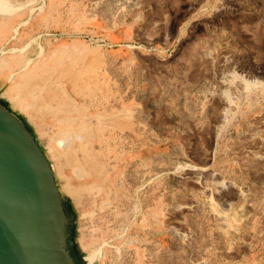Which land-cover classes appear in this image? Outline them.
Returning a JSON list of instances; mask_svg holds the SVG:
<instances>
[{
  "label": "rangeland",
  "instance_id": "rangeland-1",
  "mask_svg": "<svg viewBox=\"0 0 264 264\" xmlns=\"http://www.w3.org/2000/svg\"><path fill=\"white\" fill-rule=\"evenodd\" d=\"M4 2L21 40L0 55L23 44L30 63L48 62L39 106L33 99L20 113L57 187L83 186L65 201L72 255L83 264H264V0ZM70 61L100 89L72 96L48 73ZM220 90L232 98L227 114ZM3 96L0 87V104L16 112ZM66 99L90 160L80 179L50 139L61 135L52 115ZM193 168L207 176L195 179ZM209 177L222 190L203 191ZM208 200L245 211L235 237Z\"/></svg>",
  "mask_w": 264,
  "mask_h": 264
},
{
  "label": "water",
  "instance_id": "water-1",
  "mask_svg": "<svg viewBox=\"0 0 264 264\" xmlns=\"http://www.w3.org/2000/svg\"><path fill=\"white\" fill-rule=\"evenodd\" d=\"M5 108L0 104V264H79L69 247L72 215L50 164Z\"/></svg>",
  "mask_w": 264,
  "mask_h": 264
},
{
  "label": "bare ground",
  "instance_id": "bare-ground-1",
  "mask_svg": "<svg viewBox=\"0 0 264 264\" xmlns=\"http://www.w3.org/2000/svg\"><path fill=\"white\" fill-rule=\"evenodd\" d=\"M4 1L5 0H0V51L3 50L4 45H6L7 42H9L11 40L15 41L16 39H18V38H15V35H14L15 39L14 38L12 39L13 36L11 35V33H12L11 31L13 29L12 25L16 19L17 14L15 12L11 11V9L6 8ZM9 35H10V37H9ZM20 40L21 39H18L19 42H20ZM39 48H41V47H39ZM25 51H26L25 47H23V44H22V46H20V49H18V51L11 53V54H8V55H0V87L3 90V94L6 97V100L9 101L12 108L16 112H14L11 108H9V106L6 107L5 109H7L13 116L17 117L25 125V127L32 134V136H34L32 131H30L29 128L27 127V124H26L27 123V120H26L27 116L23 117L20 112L22 111L21 110L22 107L32 106L33 105V99H34V101H36V104L39 106V98H38L39 92L40 91L43 92L44 90H46V87L44 86V84H42L40 86L41 88L39 87V68L43 67L44 63L47 64L48 62H47L46 58L42 59L40 61H39V59L35 58V60L33 62L31 61V63H30V59H26V57H27L26 53L27 52L25 53ZM68 51H69V49H68ZM37 53H38V51H37ZM69 55L71 58H73V54H69ZM22 58H25V59L23 61L19 62ZM71 61L69 62L71 65L68 64V65H65L63 67L62 66L59 67L58 65L52 66L48 73L51 76L56 75V76L61 77V79H64L65 85L71 87L70 90L72 91V96L77 94V96L80 95V97H82V94H81L82 89H85V90L91 89L90 90L91 92L100 89V87H98L97 85H93L90 82H86L81 77L76 76L72 72L71 67L73 66V63ZM45 73H47V71H45ZM89 85L91 87H89ZM44 95H45V93H42L43 98H44ZM216 95L219 97V99L222 100V102L224 104V108H223L224 111H221V114H223V113L227 114L225 111H227L228 107L226 108V106L229 105L230 100L232 98H230V96H228V94H226V92L222 91V90L216 92ZM231 102H232V100H231ZM64 103H65V105L63 104L62 107H59L60 111H56L52 115L53 119L56 120V127L61 132V135H59V136L55 135V136L51 137L50 139H52V141L57 143V145L60 146V148H62V152L58 153V155L60 156V159L62 160V162L60 163L61 166L63 167L65 164L68 167H70L71 171H72V175L75 178L80 179L81 178L80 170H82V169H80L81 164L82 163L86 164L84 161H86L88 163V162H90V160L88 157L85 159V157L88 155V152L85 148V145L82 143L83 136L81 134H79L74 128V124H75L74 120H76V119L69 118V115L66 114V113H68V109H69V107H71L72 102L70 101V99H66V100H64ZM76 104H78V103H76ZM41 105L44 106L43 101L41 102ZM228 110H230V109H228ZM17 111H19V112H17ZM43 116H44V118L48 117V115H46V114H43ZM50 143H51V141H50ZM70 145L72 147L68 148ZM39 148L41 149V147H39ZM75 156L78 157V159H76ZM96 160H98V159H96ZM94 169L98 173L99 172L101 173V171H100L101 168L99 169L98 167H95ZM51 170H52V174L54 175L53 178L55 181V178L57 177V170H55L54 167H52ZM194 171H195L194 174L196 175L195 179H201L202 177L207 176L206 173H204V170H202V169L197 168V170L194 169ZM89 176H91V175H89ZM209 178H210L209 183L206 184L205 187H203V191H208V192L212 191L211 193L213 194V192H217V191L219 192L220 190H222L223 186H225V184L223 185V182H221L220 180L217 181V180H215V178H212V177H209ZM70 182L71 183H69V184H72L73 182H76V179H74V178L70 179ZM78 183H80V182H77V184H74V186L68 185V187L65 189L58 188L56 185L58 192H59L61 198L64 200V202L66 200L70 199V197L73 196V194L77 195L81 192L83 186L78 185ZM198 183H199V181H198ZM203 191H201V192H203ZM237 194L240 197H244V195H245L243 192H240V191ZM210 195L211 194H209V196ZM211 197H212V195H211ZM246 198H244V199L246 200ZM207 203H209L208 205H209L210 210L212 212H214L215 216L217 217V220L221 226V229L224 231V233H226V235L228 234L229 236L231 235V236L235 237V235L237 234V231H238L239 223L245 218V215H246L245 211L244 210H238L236 213L231 215L228 212L229 210L227 211L225 209L216 208L213 200H208ZM224 205H226V204H224ZM81 238H82V240L84 239L83 237H81ZM87 240H89V239H87ZM80 242H82V241L80 240ZM83 244H84V242H83ZM83 244L81 243L80 245H83ZM85 244L89 248V246H88L89 244L86 241H85ZM88 250H86V251H88ZM94 251H96V250H94ZM82 258L85 262H87L84 256H82Z\"/></svg>",
  "mask_w": 264,
  "mask_h": 264
},
{
  "label": "flooded vegetation",
  "instance_id": "flooded-vegetation-1",
  "mask_svg": "<svg viewBox=\"0 0 264 264\" xmlns=\"http://www.w3.org/2000/svg\"><path fill=\"white\" fill-rule=\"evenodd\" d=\"M70 247V246H69ZM70 252H71V249H70ZM71 255H72V252H71ZM73 256V255H72ZM73 258L75 259V260H79L77 257H75V256H73ZM79 264H83V263H81L80 261L78 262Z\"/></svg>",
  "mask_w": 264,
  "mask_h": 264
}]
</instances>
